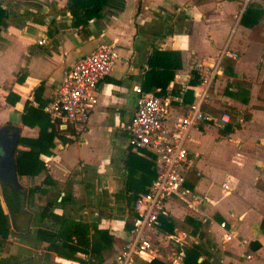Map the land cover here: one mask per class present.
<instances>
[{
	"label": "crops",
	"instance_id": "0c3cea01",
	"mask_svg": "<svg viewBox=\"0 0 264 264\" xmlns=\"http://www.w3.org/2000/svg\"><path fill=\"white\" fill-rule=\"evenodd\" d=\"M67 2L0 0L5 10L0 28V127L13 125L20 136H37L38 126L21 122L24 107L32 98L38 103L34 96L45 103L51 100L67 67L101 43H114L118 52L113 70L98 84V101L87 131L72 135L60 121L53 123L64 140L55 136L51 152L40 155L46 172L18 177L23 186L39 185L43 191L35 193L33 201L14 216V226L0 250V264H80L81 260L90 264L91 254L77 252L68 257L62 249L49 250L48 240L36 235L39 226L54 227L52 219L40 225L35 220L34 214L45 206L56 216L89 224L92 242L103 246V261L96 264H117L115 255L127 239L134 200L147 190L149 185L144 184L151 169H156L153 152L128 145L125 125L137 103L133 87L142 88L154 49L177 53L180 67L166 90L172 98L171 124L194 100L202 67L213 66L224 47L238 57L221 61L214 81L220 77L213 81L203 106L210 118L190 130L186 146L194 164L185 171L187 194L185 198L173 194L161 216L173 224V231L159 218L147 232L152 249L132 264H149L154 259L180 264L183 248L193 245L187 240L201 244L202 259L217 253L221 264H264V25L259 24L264 21V0H108L101 16L89 19L84 27L73 24ZM249 4L263 11L252 26L241 22ZM42 38L45 42L39 43ZM194 72L198 78L190 85ZM188 89L192 100L184 102ZM225 109H233L230 131L218 119L222 114L231 117ZM242 124L247 128L241 129ZM193 130L199 135L210 131L216 145H230L215 190L211 191L213 179L203 181L208 177L202 166L208 160L202 149L188 144ZM237 145L250 146L246 164L237 156ZM46 173L50 184H42ZM236 187L238 193H234ZM0 199L7 211L1 186ZM220 222H225V229ZM182 223L191 234L179 228ZM204 226L214 233L211 244L201 232ZM96 230L108 233L109 246ZM183 232L186 237L177 241ZM226 233L232 235L230 240L225 239ZM169 239L176 244L172 252L167 247ZM253 242L258 247L253 248ZM158 247L164 253L157 252Z\"/></svg>",
	"mask_w": 264,
	"mask_h": 264
},
{
	"label": "built area",
	"instance_id": "2783aa9c",
	"mask_svg": "<svg viewBox=\"0 0 264 264\" xmlns=\"http://www.w3.org/2000/svg\"><path fill=\"white\" fill-rule=\"evenodd\" d=\"M43 42L45 39H40L39 43ZM117 57L114 43H101L67 67L52 99L43 106L50 121H60L72 130V135L80 136L86 132L98 101V84L113 70ZM237 57L235 52L224 47L213 66L202 67L194 100L172 125L168 119L172 100L169 94L158 95L146 92L140 86L133 87L137 103L130 122L125 125L128 145L135 150L147 149L154 153L156 175L147 190L134 200V215L127 229V239L115 255L117 264H131L135 258L146 256L152 249L148 229L166 214L167 202L173 194L185 198V171L194 164L193 158L188 157L186 146L190 130L210 118L203 106L210 98V89L221 61ZM30 103L38 106L33 98ZM218 119L224 124L230 121L227 114L220 115ZM219 226L226 228L225 222H220ZM185 237L183 232L176 239L181 242ZM231 238L230 233L225 234L226 240Z\"/></svg>",
	"mask_w": 264,
	"mask_h": 264
},
{
	"label": "trees",
	"instance_id": "16d2710c",
	"mask_svg": "<svg viewBox=\"0 0 264 264\" xmlns=\"http://www.w3.org/2000/svg\"><path fill=\"white\" fill-rule=\"evenodd\" d=\"M108 0H68L67 5L70 14L72 15L73 24L76 27H84L88 20L93 17H100L102 10L106 6ZM263 11L262 8L254 4H249L242 17L241 22L244 25L252 26L256 24L261 17ZM5 10L0 6V28L4 24ZM177 53L173 51L154 49L152 55L148 59V69L145 72L144 79L142 81V89L146 92L159 88L156 92L158 95L166 94L167 86L170 81L174 79V71L180 67L179 60L176 59ZM198 75L193 73L192 79L189 84L194 85L197 81ZM192 90H186L183 96L184 102L192 100ZM38 101V106H33L31 103L24 107L21 114L22 124L28 126H38V134L36 137H18V145L15 151V166L18 177L23 175L34 176L41 172H46V166L44 161L40 158L41 154H49L50 148L54 146L53 139L55 136H59L58 130L51 123L48 115L43 110V106L46 104L39 97L34 96ZM233 110V109H232ZM232 110L225 109V113L232 114ZM231 116V115H230ZM233 116L230 117V119ZM231 123H227L224 127L225 131L232 129ZM237 125V124H236ZM223 131V130H222ZM152 165V163H151ZM155 178V170L151 169L149 175V181L144 185H150ZM51 180L46 173L42 184H50ZM23 186V185H22ZM24 187L26 191V205L33 201L34 195L37 192L43 191L41 186H29ZM143 192L146 189L142 190ZM4 198L7 211L4 210L0 199V250L2 245L12 227L9 209L13 212V215L22 213V192L14 187L7 185L3 186ZM35 220L39 223L45 219L54 220V227L51 228L39 226L36 230V235L48 240L47 248L49 250L59 252V249L64 250L62 254L68 257H74L77 252H83L85 254H91L89 258L90 264H96L103 261L101 254L102 244L101 242H92L90 237L91 226L85 222H81L70 217L61 215L56 216L45 206L40 211L34 214ZM160 221L167 225L169 232L173 231V224L168 219L159 217ZM261 227H264V222L261 223ZM100 240L105 245L109 246L110 236L106 231L96 230ZM195 233V232H194ZM253 248L258 247L257 242L252 243ZM201 245L193 244L191 246H185L183 248L182 264H210L206 258L199 261L201 255ZM80 264H85L84 260L80 261ZM149 264H165L157 259L152 260Z\"/></svg>",
	"mask_w": 264,
	"mask_h": 264
},
{
	"label": "rangeland",
	"instance_id": "374dc122",
	"mask_svg": "<svg viewBox=\"0 0 264 264\" xmlns=\"http://www.w3.org/2000/svg\"><path fill=\"white\" fill-rule=\"evenodd\" d=\"M260 1H262V0H260ZM259 24H260V26H263L264 25V21L263 20L260 21ZM259 32H260L259 29L256 30L257 34H259ZM218 77H220V76L218 75L217 78ZM217 78H216V80H217ZM216 80L214 82H216ZM211 90H212V88L210 89V94H211ZM199 125L203 126L205 124H199ZM242 128L246 129L247 128V124H242L241 129ZM190 137L191 138H189L190 140L188 141V144L191 145V146H195L197 148L202 149L203 157L205 158V160H208V163H207L208 165L207 166H202V169H203L205 175H207V177H208V178H204L203 181H209V178L213 179L214 183H213V188H211V191L215 190V188H218L217 185H218L219 181L221 180L220 177H222V175H223L222 169H221L222 168V166H221L222 165V160H223L224 157L227 158V154H228L227 151L230 149V145L227 144V142H225L223 144H217L218 145L217 146L216 142L213 141L214 137L212 136V133L210 131H208V132L205 131L204 133L201 132L200 135H199V134H197V131L193 130V131H191V136ZM236 147H237V152H238V155H237L238 158H240V160H243L242 164H246L245 159L248 156V151L250 149V146H248V145H241V146L237 145ZM209 165H211L212 167L209 166ZM230 165H231L232 168H234L233 165H235V164H231L230 163ZM213 169H215V170H213ZM213 174H214V176H213ZM237 184H239V183H237ZM237 186L239 188V185H237ZM240 188H243L241 183H240ZM236 191H237V187H236V190L234 191V193ZM236 193H238V192H236ZM184 216H189V215H188V213H185ZM184 221L186 222L187 220H184ZM205 226H204L205 229L203 228L204 231H201V232H203V235L206 236V238H208V243L211 244L210 243L211 242L210 238L213 239V238H215V236H214V233L212 231L208 230L207 229L208 227L206 228ZM179 228L181 230H183V231H186V233L190 232L189 230L186 229L184 223L180 224ZM190 234H191V232H190ZM201 241H202V239H201ZM187 243L194 244L190 240H187ZM167 247L169 248V251L172 252L170 250V248H172V249L176 248V244L174 243L173 240L169 239ZM157 252L164 253V249L162 247H158L157 248ZM216 255H217V253L215 255L211 254L208 257L207 256H204V257H207L206 259L208 260V262L210 264H221L220 261H219L220 257H218ZM200 259L202 260V249H201V255L199 256L198 260L201 261ZM168 264H171V263L168 262ZM180 264H182V261L180 262Z\"/></svg>",
	"mask_w": 264,
	"mask_h": 264
},
{
	"label": "water",
	"instance_id": "95a60500",
	"mask_svg": "<svg viewBox=\"0 0 264 264\" xmlns=\"http://www.w3.org/2000/svg\"><path fill=\"white\" fill-rule=\"evenodd\" d=\"M19 129L6 124L0 127V186L4 198L3 186L14 187L22 192V208L26 206V191L19 182L15 166V151L18 146ZM11 222L14 226V215L9 209Z\"/></svg>",
	"mask_w": 264,
	"mask_h": 264
}]
</instances>
